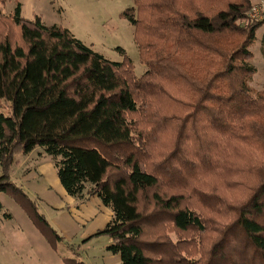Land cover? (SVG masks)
Masks as SVG:
<instances>
[{
	"label": "trees",
	"instance_id": "16d2710c",
	"mask_svg": "<svg viewBox=\"0 0 264 264\" xmlns=\"http://www.w3.org/2000/svg\"><path fill=\"white\" fill-rule=\"evenodd\" d=\"M253 2L133 0L123 15L146 66L139 77L127 56L110 61L66 28L22 18L19 3L0 15V193L53 249L62 235L10 177L14 157L35 147L67 194L110 207L93 236L111 239L105 249L119 264H264V89L249 84L261 23L245 15ZM207 173L215 179L204 189ZM231 177L247 181V194L230 204L217 186ZM168 226L190 243L212 231L218 239L195 258Z\"/></svg>",
	"mask_w": 264,
	"mask_h": 264
},
{
	"label": "rangeland",
	"instance_id": "374dc122",
	"mask_svg": "<svg viewBox=\"0 0 264 264\" xmlns=\"http://www.w3.org/2000/svg\"><path fill=\"white\" fill-rule=\"evenodd\" d=\"M17 3L20 5V16L22 18L33 19L37 15L46 25L56 24L66 28L75 38L81 40L93 51L110 61L121 62L127 56L131 61L133 72L136 76L139 77L145 71L146 66L140 61L138 49L134 42V27L123 15V11L133 5V0H0L1 17L9 18L14 12ZM5 27H8V23H5ZM8 29L10 34L19 40L14 26L9 24ZM250 51L253 54L250 62L255 66L256 71L252 75L249 84L254 91L262 90L264 89V25H260L256 29V37L250 46ZM6 105L7 103L0 100V109L5 111ZM42 153H33L32 157L37 158ZM15 158L10 169V177L12 170L13 172L17 171L18 161L15 162ZM48 161L50 160L48 159ZM52 170L57 178L56 169L53 166ZM14 175L16 176L17 172ZM199 178L201 184H205L204 189L211 180L214 181L215 179L214 176L208 173ZM233 178L231 177L230 184H225L224 186H222V181L219 180L217 186V192L226 200L229 199L230 201L227 203L230 204L240 201L239 199L245 198L247 194V189L244 185L247 181L239 179V177L234 180ZM29 180L25 182L24 186H28L29 189L36 193L34 186L40 179ZM42 191L44 190H39L37 193ZM54 194L59 201H62V198L56 192ZM0 200L2 202L1 205L3 204L2 208H0V264H63L61 262L63 255L74 257L87 264L104 263V257L107 255L105 247L108 244L106 237L98 235L86 242L83 241L85 238L80 237L78 239L81 225L74 223L75 225L72 228L69 226L72 219L68 208H66L67 206L64 207L65 205H63L64 208L59 209L60 207L56 208L48 203L39 201L40 199L38 200L37 208L39 212L43 213L51 222H55L56 225L66 226L68 228L65 231L67 236H76L73 240H62L57 244V248L53 249L41 233L36 230L31 220L20 212V206L13 198L6 193H1ZM150 204L151 201L149 200L147 202H142L141 200L139 206L143 210L149 211L152 208ZM195 209L199 211L198 208ZM200 209L204 212L207 211L201 205ZM10 214H12V217H10ZM6 215H9L10 218L6 217ZM230 218L231 216L228 217V219ZM220 221L225 223L228 220L220 219ZM169 227L163 228L162 231L174 240L181 235L180 237L183 239H180H182L181 241L184 245L193 246L192 252L195 258L200 256L201 247H209L211 243L218 239L217 233L212 231L202 235L203 242L197 241L199 245L194 242L192 244L187 241L192 235L187 233L178 234L177 231L174 232V229L170 230L171 227ZM58 228L62 230V227ZM146 237H149V233ZM190 240L194 241L191 238ZM119 262L120 259L114 263L112 258L108 264H119Z\"/></svg>",
	"mask_w": 264,
	"mask_h": 264
},
{
	"label": "crops",
	"instance_id": "0c3cea01",
	"mask_svg": "<svg viewBox=\"0 0 264 264\" xmlns=\"http://www.w3.org/2000/svg\"><path fill=\"white\" fill-rule=\"evenodd\" d=\"M36 152H42V149L39 147H35L32 151L27 154H18L15 156V162L18 161L16 166L17 171H15L17 172V175L15 176V172H13L12 170L11 178L13 179V181L15 180V183H17L23 188V190L30 196V198H32L36 202L37 206L39 204V201L48 203L49 205H52L56 208L60 207L59 209H62L67 206L66 208H68V212L70 213L72 219L69 226L72 228L75 225L74 223H76L77 225H81V229L78 232L79 237L77 238H85L83 240L85 242L87 240H90V238L94 237L93 234L96 231L102 229L105 224L112 218V210L110 209V207L103 205L96 195L88 196L85 199L79 201L75 197L67 194V192L60 184L58 177L56 178L54 175V172L52 170L53 162L51 158H48L47 155H45L44 153H42L40 156H37V158H33L32 154ZM48 159L50 161H48ZM29 179H40L36 183V186H34L35 191L38 192L42 189L44 191L40 193H35L31 189H29L28 186H24L25 182L30 181ZM53 190L62 198V201H59L57 199ZM63 205L65 206L63 207ZM19 210L28 219V216L21 207H19ZM10 217H12V214H10ZM47 220L49 221V223L51 222L49 219ZM50 224L57 230L59 234L62 235L63 241L73 240L76 237H69L65 234V231L68 229L66 226L60 224H57L59 225L57 226L55 222H51ZM58 227H62V230H60ZM103 236L106 237V240L109 243L111 239L106 235ZM106 252L107 255H105L104 257L103 264H108L110 262V259L112 258L114 263L119 260L118 254H111L108 251ZM61 262L63 263L62 258Z\"/></svg>",
	"mask_w": 264,
	"mask_h": 264
},
{
	"label": "built area",
	"instance_id": "2783aa9c",
	"mask_svg": "<svg viewBox=\"0 0 264 264\" xmlns=\"http://www.w3.org/2000/svg\"><path fill=\"white\" fill-rule=\"evenodd\" d=\"M246 19L264 25V0H256L246 10Z\"/></svg>",
	"mask_w": 264,
	"mask_h": 264
}]
</instances>
